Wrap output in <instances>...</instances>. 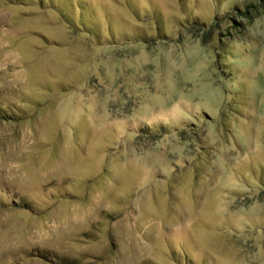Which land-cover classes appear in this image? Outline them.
Returning a JSON list of instances; mask_svg holds the SVG:
<instances>
[{
  "label": "rangeland",
  "instance_id": "374dc122",
  "mask_svg": "<svg viewBox=\"0 0 264 264\" xmlns=\"http://www.w3.org/2000/svg\"><path fill=\"white\" fill-rule=\"evenodd\" d=\"M257 0H0V264H264Z\"/></svg>",
  "mask_w": 264,
  "mask_h": 264
},
{
  "label": "trees",
  "instance_id": "16d2710c",
  "mask_svg": "<svg viewBox=\"0 0 264 264\" xmlns=\"http://www.w3.org/2000/svg\"><path fill=\"white\" fill-rule=\"evenodd\" d=\"M258 4L254 5H247L242 8V10H236V13L242 17L247 23H251L256 15H258L260 8L264 9V0H257ZM36 257L52 263V264H64V261L60 260L59 258H49L47 255L37 253Z\"/></svg>",
  "mask_w": 264,
  "mask_h": 264
}]
</instances>
